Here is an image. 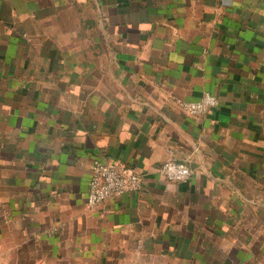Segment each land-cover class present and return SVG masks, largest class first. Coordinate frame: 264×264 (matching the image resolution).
<instances>
[{"label": "crops", "instance_id": "obj_1", "mask_svg": "<svg viewBox=\"0 0 264 264\" xmlns=\"http://www.w3.org/2000/svg\"><path fill=\"white\" fill-rule=\"evenodd\" d=\"M0 264H264V0H0Z\"/></svg>", "mask_w": 264, "mask_h": 264}, {"label": "built area", "instance_id": "obj_2", "mask_svg": "<svg viewBox=\"0 0 264 264\" xmlns=\"http://www.w3.org/2000/svg\"><path fill=\"white\" fill-rule=\"evenodd\" d=\"M217 98L208 92L197 101H182L181 109L191 115H201L207 108L215 106ZM156 171L170 181H183L191 177L193 170L186 163L166 160ZM143 175L133 167L120 164L115 160L94 162L87 186V205L92 207L106 199L126 192H137L142 189Z\"/></svg>", "mask_w": 264, "mask_h": 264}]
</instances>
